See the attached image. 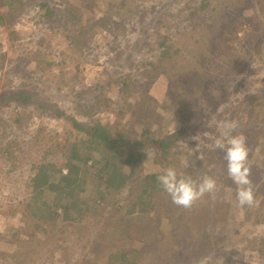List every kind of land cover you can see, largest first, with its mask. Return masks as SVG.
Returning a JSON list of instances; mask_svg holds the SVG:
<instances>
[{
	"label": "trees",
	"instance_id": "obj_1",
	"mask_svg": "<svg viewBox=\"0 0 264 264\" xmlns=\"http://www.w3.org/2000/svg\"><path fill=\"white\" fill-rule=\"evenodd\" d=\"M214 1L215 4L206 9L209 4H204V0H201L197 9L183 20L164 14L165 17L175 19L181 29L178 28L175 33L178 35L177 38L169 36L166 43H163L164 37H167L164 35L156 41L160 47L152 55L153 61L146 62L149 69L147 67L143 71L148 78L155 79L162 76L166 82L167 96L184 105L190 104V109L198 110L202 115L204 114L201 109L205 101L212 99L214 105L222 102L225 96L219 91L226 88L227 83L237 81L239 76L242 78L245 73L244 70H240L243 62L232 61L231 55L236 52L244 53L245 46L249 50L252 48L258 54L262 50L260 35L256 32L259 30L258 25H264V0H240V7L232 8L236 9V15L239 16L247 7L254 11L258 10L257 6L261 9L262 14L256 18L244 16L240 26H234L233 23L229 26L227 15H225L232 0ZM35 5L39 7L38 22L42 23V18L50 22L45 25L47 29H53V25L57 23L54 26L55 31L68 32L69 23L76 21L74 12L66 11L71 6L64 2L58 4L53 0H0V10L2 12L5 10L6 14L3 25H15L29 6L36 11ZM112 7L120 17L116 20L105 19ZM203 13L206 17L202 18ZM213 13H215L214 16H212ZM142 15L135 0H112L108 4L105 15L98 21L100 25L110 24L114 30L121 29L123 32L127 30L124 25L126 22L134 20L132 23H140ZM50 18H53V21ZM185 20H187L186 24L190 25L186 34L183 32L186 30ZM231 21L235 20L231 19ZM152 22L162 25V18L157 20L155 18ZM244 26L247 30H244ZM169 27V25L165 26V33ZM250 28L252 30L248 32ZM62 34L64 39L68 40L67 35ZM244 34L249 35L245 42H242L241 37ZM137 41L133 45H136ZM208 47L220 48L222 51L218 50V53L228 55L227 58L219 56L218 59H222V65L216 64L217 71L214 74L215 77L211 79L209 78L211 70L215 68L213 61L215 56L209 52ZM49 49L51 48L40 45L30 57L17 62L20 65L15 67V71L19 70L17 76L12 78L11 69L0 84V109L9 111L15 121L24 123L23 120L29 114L32 117H41L44 114L48 119L56 118L69 125L62 139H49L38 159L31 160L33 172L24 180L25 189H28L25 196H20L18 189L11 182H6L8 186L6 191L10 200L6 198L3 203L14 207V210L19 209L18 212L25 217V220L23 219L24 222L21 221L16 226V230L13 231L14 238L0 241V264H9L10 260L21 262L19 255L15 254L16 250L12 253L7 250L9 245L10 248L17 247L20 235H27L31 237V241L41 242L44 245L48 241L45 238L40 239L36 233L46 231L53 233L59 225L76 228L70 236H74V233L79 235V241L72 239V244L78 243L76 249H73L70 256L63 259L62 264L65 262L68 264H180L178 261L184 248L176 244L178 241L187 243L189 236L194 237L191 231L195 229L193 226L197 225L202 217L200 205L208 199L211 201L209 211L214 216L211 222L216 229L211 233L217 234L221 226V217L227 211L230 200L226 198L212 200L207 195L205 199L197 200L191 208L178 207L172 203L171 197L159 185L157 177L167 168L173 167L178 177H191L197 183L199 182L197 176L200 173L203 176L215 177L218 187L220 181L228 180L224 152L217 148L206 150L198 172L186 175L184 172H179V168L185 162L183 150L178 149L168 138L152 140V137L147 135L151 129L150 120V128L143 127L141 132L134 130L131 126L123 125L112 133L108 122L96 121L93 118L98 112L91 103H78L75 105L77 111L69 114L56 102L57 99L53 94L48 92L49 86L46 85L48 81L45 80L55 76L51 72V67L53 65L58 67L63 63V61L56 62ZM246 52L249 53L248 50ZM3 59L4 54H0V60L3 61ZM109 65L114 64L110 61ZM27 71L40 73L45 78L40 81V84L33 85L28 81L31 76ZM62 71L64 70H58L59 73ZM132 82L117 68L105 67L100 84L94 90L96 91L93 98L95 105L98 107L104 105L107 109L120 101L122 104L120 110H123L129 109L127 104L134 99L151 116L153 98L144 101L141 97L143 102H139L136 97L141 86L133 85ZM110 90L112 93L98 102ZM213 91H217L218 95L211 96L209 93ZM171 103L178 105L175 102ZM204 105L206 108L212 107V103ZM201 120L197 122L200 123ZM261 122L263 119L259 118L254 126L253 123L239 125L234 134H242L247 145L249 137L252 138L254 134L261 132L258 128V126H264V123L259 125ZM38 131H41V128ZM151 142L156 144L157 153L151 161L147 160V162H149L148 165L159 166V169L155 171L149 170L148 165L146 166V150L152 148ZM19 155L22 156L17 161L16 156ZM30 158L25 142L16 139L5 140L0 137V159L2 160L0 171L4 176L14 175L16 169ZM262 164L263 160L253 161L251 166L254 170ZM261 184L264 188V181ZM227 185L228 183L224 184L222 188L225 189ZM107 197L109 202L103 205V199ZM1 198L0 204H2ZM108 208L117 213L113 221L117 225L120 220L118 213L123 211V217H129L128 226L112 232L105 225L101 229H92L93 231L90 230V233L85 235L86 230L89 232V227L86 226L91 225V220L98 218L104 211L108 212ZM144 217L148 219L146 224L141 221ZM157 219L162 220L160 224L164 225V233L154 230L151 226V223ZM29 222L33 223L32 230ZM140 223L142 226L139 225ZM110 232H112L111 235ZM122 234L125 235L126 241H117L114 244V238L120 239L119 235ZM203 237L204 240L201 237L200 243L192 250V258L200 257L205 252L207 236ZM216 238L226 239V236ZM245 238V236L240 237L241 240ZM172 242L174 246H170ZM26 253H28L27 249ZM72 258L74 259L71 260Z\"/></svg>",
	"mask_w": 264,
	"mask_h": 264
},
{
	"label": "rangeland",
	"instance_id": "obj_2",
	"mask_svg": "<svg viewBox=\"0 0 264 264\" xmlns=\"http://www.w3.org/2000/svg\"><path fill=\"white\" fill-rule=\"evenodd\" d=\"M111 1L53 0L58 4L64 2L70 5L71 7L66 11H73L76 16V21L69 23L68 32L64 30L55 31L54 26L57 23L53 25V29H47L45 25L50 24V22L45 18H42L44 23L43 21L39 23L37 12L39 7L37 5H35L36 11H33L32 7L29 6L13 26L3 25L2 22H4L6 14L4 13L5 10L4 12L0 10V54H4L3 61L0 60V84L11 69L12 78L17 76L19 70L15 71V67L20 66L17 62L30 57L31 53L35 52L40 45L44 48H51L49 50L56 62L63 61V63L58 67L53 65L51 72L55 76L45 81H48L46 83L49 86L48 92L53 94L54 98L57 99L56 102L65 111L74 114L77 111L75 109L76 104L91 103L98 112L95 113L93 118L96 121L108 122L112 133L123 125L131 126L134 130L141 132L143 127L150 128V120L152 130L150 129L147 135L151 136L152 140L168 138V140L174 142L178 149L183 150L185 162L183 166L178 168L179 172H184L186 175L198 172V169L201 168V160L205 158L206 150L215 148V140L219 138L217 129L223 122L236 121L238 125L242 126L253 123L254 126L256 120L262 118L263 122L259 125L264 123V25H258L259 30L256 32L260 35L261 53H255L252 48L249 50L245 46L244 53L236 52L231 55L230 59L232 61L236 63L243 62L240 70H244L245 73L242 78L239 76L237 81L227 83L226 88L219 91L221 95L225 96L222 102L214 105L212 99L205 101L201 109L204 114L202 115L198 110L190 109V104L188 106L184 105V103L182 104L167 96L166 82L162 76L152 79L143 74L144 69L147 67L149 69L146 62L153 61L152 55L160 47L156 41L164 35H167V37H164L163 43H166L169 36L177 38L178 35H175V33L178 28L181 29V26L176 24L175 19L165 17L164 14L176 16L179 20H183L197 9L201 0H135L143 17L140 23H132L134 20L126 22L124 25L127 30H123V32L121 29L114 30L110 24H99L98 19L105 15ZM239 1L232 0L226 9L225 15H227L229 26L232 23L234 26H240L244 16L256 18V16L262 14L261 9L257 6L258 10L256 11L247 7L243 13L241 12L240 16L236 15V9L232 8L240 7ZM204 4H209L206 8L209 9L212 4H215V1L204 0ZM115 12V8L112 7L105 19L116 20L119 18L120 16ZM214 15L215 13L212 16ZM203 17H206L205 13L202 14ZM155 18L156 20L162 18V25L152 22ZM231 19L235 21L232 22ZM50 20L53 21V18H50ZM186 22L187 20L184 22L186 30L183 31L185 34L190 29V25ZM168 25L170 27L165 33V26ZM251 30L250 28L248 32H251ZM62 33L67 35L68 40L64 39ZM248 35H242V42H245ZM136 40H138L136 45H133ZM208 49L215 56L213 59L215 68L211 70L209 78L211 79L215 77L216 64L222 65V59H218L219 56L227 58L228 55L218 53V50H222L217 47L215 49L208 47ZM247 50L249 53L246 52ZM249 56L250 58H248ZM110 61L114 65H109ZM105 67H115L131 79L133 85L138 86L140 84L141 87L138 89L136 99L143 102L141 97L144 101L153 98L151 116L134 99L127 104L129 109L123 110H120L122 105L120 101L107 109L104 105L99 106L100 108L95 105L93 98L96 91L94 90L100 84V78ZM58 70L64 71L59 73ZM76 72L77 75H75ZM29 73L31 78L28 81L33 85L40 84V81L45 78L40 73ZM64 79H67V81H63ZM238 81H240L239 84ZM111 93V90L106 92L98 102H101ZM209 94L211 96L218 95L217 91ZM111 98L115 99L114 97ZM171 102L178 103V105H173ZM207 103H212V107L206 108L204 104ZM101 109L106 111H100ZM13 117L6 109H0V137L5 140L16 139L25 142L31 158L29 161L23 162L12 176H4L0 171V198L3 197L1 198L2 204H0V241L14 238L13 231L16 230V226L25 220V217L18 212L19 209L14 210V207L3 203L6 198L9 199L6 182H11L20 192V196H25L28 189H25L24 180L27 175H31L33 172L31 160L38 159L49 139H62L64 131L69 128V125L64 124L63 121L56 118L48 119L44 114L41 117H32L29 114L23 120L24 123L15 121ZM197 120H201V122L198 123ZM39 128H41V131H38ZM258 128L261 132L254 134L252 138L249 137L247 143L249 150L248 164L251 166L253 161L263 160V164L258 165L254 170L251 166L255 204L253 206L239 205L236 196L237 185L231 181L227 174L228 180L227 182L220 181L219 191L215 199L226 198L230 200L227 211L221 217L219 231L217 234L211 233L216 229L213 228L214 224L211 222L214 220V216L209 211L211 201L208 199L207 202L200 205L202 217L198 220V224L193 226L195 229L191 231V234L194 237L189 236L187 243L178 241L176 244L184 248V252L178 261L180 264H264V188L261 184L264 181V126H258ZM151 144L152 148L147 150L153 149L155 151L149 159L148 156L146 157V166L149 163L147 160L151 161L154 154L157 153L156 144L153 142ZM21 156H16L18 157L17 161L20 160ZM198 156L199 159H197ZM1 162L0 159V164ZM147 168L155 171L159 169V166L149 164ZM203 177L202 173L197 176L199 182ZM212 178L216 180L215 177ZM227 183L228 185L223 189L222 186ZM205 197H208L207 194L202 198L205 199ZM108 199V197L103 199V205L109 202ZM116 215L117 213L114 210L108 208V212L104 211L98 218L91 220V225L86 226L89 227V232L86 230L84 234L87 235L90 230L101 229L105 225L112 232L127 227L129 217H123V211L119 212L118 218L120 220L117 225L113 222ZM147 220L144 217L141 221L146 224ZM161 222V219H157L154 223H151V226L154 227V230H160L164 233V225H161ZM139 225L142 226L141 223ZM29 226L32 230L33 223L29 222ZM75 229L70 226L68 228L59 225L53 233L49 231L37 232L36 234L40 239L45 238L48 241L44 245L41 242L31 241V237L27 235H20L17 247L12 246L10 248L9 245L7 250L10 253L16 250L15 254L19 255L21 262L10 260L9 264H62L63 259L70 256L73 249L75 250L76 245H78L75 241L72 244V239L78 240L79 235L74 233V236H70ZM112 232L109 234L111 235ZM119 236H121L120 239L114 238V244L117 241H126L124 234ZM203 236H207L204 246V248L206 247L205 252L200 257L192 258V250L200 243L201 237L204 240ZM217 236H226V239H218ZM241 236H245V240H241ZM190 238H192L191 242ZM170 246H174V243L172 242ZM138 247H140V244H138ZM26 249L28 253H26ZM76 253H78L77 250ZM64 264H68V262Z\"/></svg>",
	"mask_w": 264,
	"mask_h": 264
},
{
	"label": "clouds",
	"instance_id": "obj_3",
	"mask_svg": "<svg viewBox=\"0 0 264 264\" xmlns=\"http://www.w3.org/2000/svg\"><path fill=\"white\" fill-rule=\"evenodd\" d=\"M239 127L236 121H225L217 129L219 138L215 140V148L224 152L229 178L237 185L236 196L240 206L255 204L252 189L251 166L248 164L249 150L245 137L236 133ZM195 139V137H193ZM155 150H146L148 159ZM199 159V156L197 157ZM159 185L171 197L174 205L185 209L207 194L212 200L219 191L214 178L205 175L197 183L191 177H178L176 170L169 167L157 177Z\"/></svg>",
	"mask_w": 264,
	"mask_h": 264
},
{
	"label": "built area",
	"instance_id": "obj_4",
	"mask_svg": "<svg viewBox=\"0 0 264 264\" xmlns=\"http://www.w3.org/2000/svg\"><path fill=\"white\" fill-rule=\"evenodd\" d=\"M245 29H247V28H245ZM245 29H244V30H245Z\"/></svg>",
	"mask_w": 264,
	"mask_h": 264
}]
</instances>
